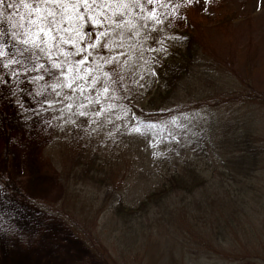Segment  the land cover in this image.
Masks as SVG:
<instances>
[{"label":"rangeland","instance_id":"374dc122","mask_svg":"<svg viewBox=\"0 0 264 264\" xmlns=\"http://www.w3.org/2000/svg\"><path fill=\"white\" fill-rule=\"evenodd\" d=\"M9 2L11 0H5L4 6L0 7L4 20L0 22V29L6 33L0 37V44L5 46L4 51L11 57L15 49L7 35L9 28L7 20L15 21L18 17L9 16V13L17 11L7 8ZM178 15L180 19L169 17L163 26L158 27L165 31L167 26L192 27V22L199 23L202 27L200 33L203 35L201 51L203 59L200 60L199 73L191 83L194 91H191L189 97H192V102L177 104V113L171 116L169 133L173 135L175 142L172 143L169 137H156L133 146L132 153L139 157V161L135 164V174L130 187L125 192L131 199L159 181L161 176L159 172L163 170L162 163L166 162L173 166L181 162L179 160L183 156L187 139L176 141L179 135L190 131L188 125L191 127L192 137L203 134V131L222 134L223 131L230 130L227 131V136L233 138V135H240V139L241 136L252 138L255 145L264 150V0H200L199 3L180 9ZM227 15L231 16L230 23L221 25ZM149 31L150 29H141L139 36L132 35L130 31L126 32L124 35L126 40L121 41L118 38L115 44L114 39L109 42L110 51L101 46L105 40L92 41L97 47L89 51L92 52L90 57L95 61L88 67L93 69L92 76L97 77L99 82L95 85V91L89 89L85 92L92 103L86 104L82 109L78 106L86 102L78 92L71 94L63 87L68 82L67 77H61L58 70L51 69V75L42 70L32 71L34 64L31 61L26 62L29 69L27 72L22 71L21 66L17 64L4 68L3 64L7 62L8 57H0V173L7 172L10 185L18 189L17 194L10 192L9 188L0 186V264H101L87 247L90 243L85 239V234L97 237L100 248H108L110 264H123L126 253H129L127 256L137 258L138 255L140 257L148 255V252L149 255L156 256L157 264H166L173 258L177 259L178 264H236L235 261L225 258L228 256L227 253L217 252L216 246L208 250L209 254L195 257L192 254L185 255L181 249L182 244L177 242L172 256L170 254L172 250L167 249L172 248V244L166 239H171L176 234L182 238L183 232L188 231L187 234H190L195 242L199 234L191 232H198L199 229L218 232L219 223L217 224L216 218L221 221V226L228 230L229 236H232L231 230L252 232L256 227L261 229L258 222L259 218L264 220V164L249 179L228 184L232 182L229 170L222 168L217 157L218 151L214 150L210 157L212 167L209 168L215 172L214 183L217 184L210 187L211 192L206 190L197 192V198L199 200L203 198V208L196 210L199 215L196 220L206 221H199V224L195 225L197 227L186 225L185 220L179 227L178 224L175 227L164 225L166 228L160 230L161 238L157 232L153 238L132 232L127 243L115 246L112 237L115 221H107L104 214L99 215L100 203L98 205L90 203L88 193L84 194L80 185L77 191L72 186L64 185L58 178L56 168L45 157L46 147L58 118L55 119V114L66 113L67 116L64 117L73 120L75 112L81 110L88 112L90 121H96L95 129L103 140L109 138L115 141L118 130L133 128L134 125L131 126L128 120L129 116L123 113L122 109L128 96L132 99L136 95H142V79L152 74L144 64L147 50L149 51L148 41L152 40H145L144 35ZM161 38L158 37V40L162 41ZM88 42V39H85L84 43ZM113 53L119 54L120 63L123 62L122 72L126 78L124 90H127L128 96L121 98L119 90L103 80L102 75L105 72L98 65L102 56L108 57ZM16 58L20 59L19 56ZM40 63L51 68L46 61ZM246 65L252 67L250 77L246 72ZM13 70L18 71V75H12ZM40 76H43V79L37 78ZM107 77L109 78L108 75ZM246 83H251V89L254 91L246 93L247 96L242 93L241 96L235 97L236 100L232 103L223 102L213 106L215 102L226 99L227 96L233 98V93L239 89L245 92L249 88L245 87ZM58 84L61 87H56ZM105 86L109 87L107 93L102 91ZM56 92H60V96H56ZM66 94L71 95V99H67ZM199 98L204 101L201 102V107L197 108L193 103ZM97 99L99 103L96 102ZM56 100L63 103H53L51 108L54 107L55 111L52 114L40 115L41 110L50 108L47 101ZM69 103L73 104L71 110L64 107ZM101 109L104 110L102 115L95 116L94 113ZM24 112L28 113L26 115L28 117ZM213 140L216 144V138L213 137ZM204 167L208 165L205 164ZM222 174H225V179ZM222 179L226 181L225 189L231 194L223 202L229 200V203L236 204L224 206L220 202L213 203V199L212 201L207 199L209 196L216 199L215 196L223 194L218 185ZM30 200L35 203H31ZM76 200L79 206L74 209ZM37 203L47 204L45 206L48 210H54L56 213L61 211L63 216L45 213L44 208ZM222 206L226 209L222 210ZM67 214L74 221H82L79 222V231L72 227ZM232 215L235 216V223L228 227L227 223L232 220ZM103 229L107 233L103 234ZM78 233L85 240L81 239ZM117 234L120 237L122 230ZM250 238L251 242L241 236L240 241L248 242L249 248L255 247L260 250L264 248V237L259 238L256 235V238H252L251 235ZM158 239L164 240L160 241L161 244L165 243L159 248L160 251L151 247ZM169 243L171 245L167 246ZM155 244H159V241ZM229 244L230 247L226 246L229 249L233 248L232 244ZM242 246L236 241L234 249L238 253H243L246 249ZM190 247L196 249L195 244ZM136 260V264H144L141 262H145L146 259Z\"/></svg>","mask_w":264,"mask_h":264},{"label":"trees","instance_id":"16d2710c","mask_svg":"<svg viewBox=\"0 0 264 264\" xmlns=\"http://www.w3.org/2000/svg\"><path fill=\"white\" fill-rule=\"evenodd\" d=\"M230 19L231 16H225L221 25H228ZM201 29L202 27L199 23L192 22V27L187 25H182L179 28L167 26L164 29L165 31L151 33L152 40L148 41V48L160 49L161 44L156 41L158 37H162L161 40L166 52L147 50L148 54L144 58V64H146L152 74L144 76L142 79V95H136L132 99L127 95V90H124L126 78L122 72L123 62L120 63L119 54L113 53L108 55V57H101L98 65L105 72L102 78L119 90L120 98L125 95L128 96L123 103L122 112L129 116L130 125H134L133 128L131 127L128 130H118L115 141L109 138L103 140L101 134L95 129L96 124L91 123L89 117L78 116L76 115L77 112H75L73 116L75 124H73L70 123L72 120L64 117L67 116L66 113L54 115L55 119L58 117V120L56 119V125L44 155L56 168L58 178L64 185L66 184L67 187L72 186L75 191L78 190L80 185L84 194L88 193L87 198L90 203L93 205L100 203L99 215L104 214L107 221H115L113 226L114 236H112L115 246L127 243L129 234L132 232L146 234L151 238L155 237L154 234L157 232L161 238L160 230L166 228L163 227L164 225L175 227L178 224L177 227H179L180 223L185 220L186 225L197 227L195 225H198L199 221H206L196 220V217H199L196 210L203 208V198L199 200L197 192L202 190L211 192L210 187L213 184H217V182L214 183L215 172L209 168L212 167L210 163L211 153L216 150L218 151L217 157L222 164V168L229 170L232 182H228V184H236L249 179L264 164V150H260L252 138L241 136L240 139V135H233V138H231L227 136L230 130L223 131L222 134H219L220 132L212 133L211 131L209 133L208 131H203V134L192 137L191 127L188 125V130L190 129V131L184 132L182 136L179 135L177 137L178 141H176L187 139V145L183 149V156L179 160L181 162L173 165L174 168H171L173 166L169 163H162L163 170L159 172L161 176L158 182L148 186L144 192L133 199L125 194L134 177L135 164L139 161V157L132 153L133 146H136L138 142L140 145L142 142L156 137H169L172 143L175 142V138L169 133L170 123L172 122L171 116H175L177 113V104H190L192 102V97H189L192 93L191 91H194L191 83L199 73L200 60L203 59L201 56L203 48ZM93 31L95 30L93 29ZM128 31L125 29L124 35ZM168 37H176L178 39H167ZM118 38L121 41L126 40L124 36L123 38L121 37L118 31L109 33L104 40L105 43L110 44L109 42L114 39L113 43L115 44ZM66 47L71 48V45H66ZM107 49L110 51V48ZM89 58L91 62L95 61L94 58ZM73 59H79V57H73ZM106 60H113L114 63L105 64L104 61ZM246 70L250 77L252 75V67L246 65ZM245 87H249L245 92L243 89H239L233 93V98L227 96L226 99L215 102L213 106L223 102L232 103L236 100L235 97L253 90V88L251 89V83H246ZM133 99L134 101H132ZM202 101L204 100L199 98L193 104L199 108L202 105ZM18 105L20 106V104ZM54 111V107H47L46 110L40 111V115L52 114ZM24 113L25 116L28 115V113ZM137 127L140 129L139 132L134 130ZM206 135L210 136V138ZM213 137L216 138V144ZM190 152L193 154L189 155ZM205 164L208 167H204ZM216 169H218V166ZM137 173L138 171L136 170V175ZM222 175L223 179H225V174ZM223 179L218 184L223 194L214 195L216 199L211 196L207 199L210 201L213 199V203L220 202L224 206L236 204V202L229 203V200L223 202L231 196L229 190L224 187L226 181ZM0 186L9 188L12 193L18 192L16 187L10 185V178L7 172L0 173ZM101 196L103 197L101 198ZM188 200L189 202H186ZM30 202L35 203L31 200ZM37 205L44 208L43 212L45 213L63 216L61 211L56 213L54 210H48L47 206H45L47 204L37 203ZM74 205V209L79 206L77 200ZM224 206L221 207L222 210L226 209ZM194 210L195 212H193ZM62 211L65 210L62 209ZM67 218L68 220L70 219L69 222L75 231H79V222L82 221H74L68 214ZM216 221L217 224L219 223L218 232L215 230L202 231L201 229L198 232H191L188 229L192 234H199L195 238V242L192 236L190 237V234H187L188 231L183 232L182 238L176 234L171 239H166L172 244V248H167L172 250L170 254L174 255L173 250H176V243L180 242L182 244L181 249L185 255L192 254L195 257L206 255L209 254L208 250H212V247L216 246L217 252L227 253L228 256H225V258L235 261L236 264H264V248L261 250L255 247L249 248L248 242L243 243L240 241L241 236L249 239V242H251V235L252 238H256V235L259 238L264 237V220L259 218L258 223L261 224V229L260 227L256 229L257 225L254 223L256 228L252 232H240L236 228L237 232L231 230L232 236L227 234L228 230L221 226L222 223L218 218H216ZM234 223L235 216L232 215V220L227 223L228 227ZM254 226L252 225V227ZM120 230H122V234L119 237L117 232H120ZM102 233L105 234L107 232L103 229ZM208 235L209 238H207ZM85 239L90 243V246L87 245V247L92 256L101 264H110L108 248H100L97 242L98 238L93 235L91 237L85 234ZM158 241L159 244H155ZM160 241L164 240H156L151 247L156 251H160L161 249L159 248L165 244H161ZM236 241L242 244V247H245V252L238 253L234 249ZM229 243L232 244L233 248L229 249L231 246ZM171 244L169 243L167 246ZM194 244L196 249L190 247ZM226 245H229V247ZM127 254L129 255V253L125 254L123 264H136V259H146L145 262H141L144 264H157L155 262L157 260L156 256L154 254L149 255V252L148 255L144 257L138 255L137 258L127 256ZM166 264H178V261L173 258L171 262L168 261Z\"/></svg>","mask_w":264,"mask_h":264},{"label":"snow or ice","instance_id":"6c2138e0","mask_svg":"<svg viewBox=\"0 0 264 264\" xmlns=\"http://www.w3.org/2000/svg\"><path fill=\"white\" fill-rule=\"evenodd\" d=\"M199 2L200 0H11L7 3V8L17 11L9 13V16L18 17V20H7L9 26L7 35L15 52L8 57L4 51L5 46L0 44V57H8L3 67L8 68L11 64H17L21 66L22 71L27 72L29 69L26 62L31 61L34 64L32 71L42 70L51 75V69L58 70L61 77H67L68 82L63 87L71 94L78 92L86 102L78 106L82 109L86 104L92 103L85 92L89 89L95 91V85L99 82L97 77L92 76L93 69L88 67L91 63L89 57L92 55L89 49L97 47L92 41H102L114 31H118L123 38L125 29L134 36H139L141 29H150L148 34L144 35V39H152L151 33L162 31V27L158 26H163L169 17L178 20L180 9ZM4 3L5 0H0V7H3ZM21 9L23 11H20ZM0 22H4L3 13H0ZM5 35V31L0 29V37ZM85 39L89 41L87 44L84 43ZM156 42L161 44V48L149 50L166 52L163 42L159 40ZM66 45H71V48ZM101 46L105 49L109 47L107 43ZM17 56L20 59H17ZM40 61H46L51 68L45 67ZM104 63L111 64L114 61L106 60ZM12 75H18V71L13 70ZM37 78L43 79V76ZM56 87L61 85L58 84ZM102 91L107 93L109 87H103ZM55 95L60 96V92H56ZM66 98L71 99V95L66 94ZM96 102L99 103V100ZM47 103L51 108L53 103L62 104L63 101ZM64 107L71 110L73 104L69 103ZM103 111L101 109L94 115L99 117ZM76 115L88 117L89 113L81 110ZM70 123L75 124V121L72 120ZM134 130L140 131L139 127Z\"/></svg>","mask_w":264,"mask_h":264}]
</instances>
